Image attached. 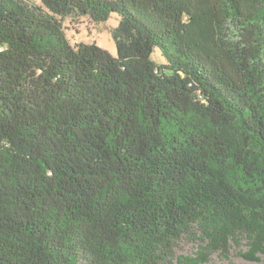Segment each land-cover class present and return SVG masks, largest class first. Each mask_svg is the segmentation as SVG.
<instances>
[{
    "label": "trees",
    "instance_id": "trees-1",
    "mask_svg": "<svg viewBox=\"0 0 264 264\" xmlns=\"http://www.w3.org/2000/svg\"><path fill=\"white\" fill-rule=\"evenodd\" d=\"M40 1L0 0V264L261 260L264 0ZM115 13L117 56L66 34Z\"/></svg>",
    "mask_w": 264,
    "mask_h": 264
},
{
    "label": "rangeland",
    "instance_id": "rangeland-1",
    "mask_svg": "<svg viewBox=\"0 0 264 264\" xmlns=\"http://www.w3.org/2000/svg\"><path fill=\"white\" fill-rule=\"evenodd\" d=\"M32 3L41 4L40 0H27ZM120 16L115 13L105 22H94L89 16H84L78 23H74L71 17L64 19V27L68 38L73 45L79 43H96L109 51L113 56H117V45L113 37V30L118 26ZM153 58L160 60L161 54L157 49ZM196 247L193 243L184 241L178 248L180 255H194ZM203 264H264V256L261 260H249L242 256L232 254L229 258H223L217 253H213L208 262Z\"/></svg>",
    "mask_w": 264,
    "mask_h": 264
}]
</instances>
